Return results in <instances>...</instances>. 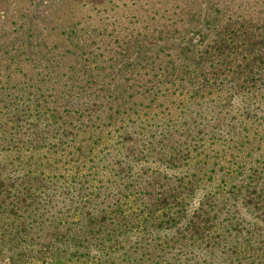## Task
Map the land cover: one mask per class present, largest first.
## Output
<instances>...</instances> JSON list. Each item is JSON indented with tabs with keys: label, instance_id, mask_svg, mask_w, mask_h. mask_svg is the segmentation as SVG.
I'll use <instances>...</instances> for the list:
<instances>
[{
	"label": "rangeland",
	"instance_id": "obj_1",
	"mask_svg": "<svg viewBox=\"0 0 264 264\" xmlns=\"http://www.w3.org/2000/svg\"><path fill=\"white\" fill-rule=\"evenodd\" d=\"M84 1L86 0H33L32 12L35 18L54 23L61 16L64 19H79L90 25L87 28L90 31L89 38L81 37L85 42L79 40V43L87 45L86 52L93 58H85L78 66L63 70L67 81L63 77L60 80H51L49 76L43 79L49 70L42 67L25 70L15 64L19 57L25 60L30 54H34L30 29L32 19L27 16L19 20L17 11L11 13L6 8H0V24L8 26L7 30L0 31V155L7 158H0V211L3 204L15 200V196L20 193L33 196L39 194L43 207L46 202L60 199L61 194H66L67 186L70 190L80 189L79 193H84L85 197H101L97 192L109 185L110 179L114 178L106 159L116 150V141L121 137L126 147L123 151L128 149L139 156L140 164L143 165L139 170V181L146 183L148 175H154L156 169L163 167L142 157V152L152 147L149 142L156 148L155 153L159 152L154 141L160 139V125L169 118L176 119L179 108L187 100H196L198 97V94L195 97L193 92H187L189 83L183 82L178 73L173 78L166 75L169 70H176L178 67L183 69L181 66L186 62L183 59L189 57V49L186 47L178 50L170 45L163 49H153L143 42L145 33L157 41L163 40L164 34H182L187 25L191 24L190 21L194 20V15L187 6L189 0H91L86 9L77 5V2L81 5ZM262 2L253 13L246 16H243L241 8H237L240 5H236L233 18L239 26H233L229 21L230 17L226 15L227 24L224 23L225 26L220 28L225 43H217L218 35L214 33L195 51L198 68L207 70L210 82L214 83L211 85L212 94L204 89L201 91L200 99H203L204 107L208 105L206 108L212 106L217 95L229 89L227 84H215L216 75H224L214 71L219 65L218 59L225 64L226 72L234 69L239 75L241 71L246 75L245 82L238 79L240 94L233 93L232 102L225 104V111L213 115H217L218 119L206 120V112L197 118L200 123L203 122L197 128L202 137L200 143L208 152L197 155L198 152L193 151L190 156L183 152L187 154V160L180 162L183 167L179 171L186 172L185 176L191 181L200 182L199 185H211L221 194H224V190L233 189L232 182H229L228 188L223 189L222 179L228 167L233 172L241 171L242 177L238 176L237 179L241 177L238 183H245L248 178L254 184L264 180V113L259 112V109H264V1ZM120 30V36H117L116 32ZM132 30L142 57L136 63L134 80H130L132 70L131 74L124 73L121 76L112 71L110 59L101 65L109 55L116 56L126 52L124 41L133 36L129 35ZM158 34L161 37H156ZM151 58L156 60L152 77L144 68L145 61ZM171 58L174 59L173 63H169ZM165 62H168V68L159 77L157 75ZM52 68L51 66V70ZM257 69L261 70L260 75ZM190 77L185 73L186 79ZM197 78L200 76L195 77L192 83L195 87H200L202 83ZM222 82L227 83L223 78ZM70 86L75 87L74 98L63 94L57 100L54 93L59 95L61 90H69ZM99 86L105 89L107 97L97 104H89L88 113L94 123H85L86 120L80 118L71 124L66 119L68 110L75 111L79 107L78 103L88 101L89 93ZM162 86L165 88L160 92L159 88ZM247 97L252 101L242 103ZM22 108L27 110L26 117L21 116ZM52 110L56 111L58 117L56 123L49 120L38 126L35 122L32 123L31 116L41 114L46 118ZM258 118L263 122L257 121ZM206 121L209 123L205 124ZM212 123L215 125L211 128ZM83 127L86 129H82ZM87 127H90L89 131ZM231 135L233 138L230 140ZM21 138L27 142H19ZM7 140L10 141L8 150L5 146ZM155 153L154 157H157L159 154ZM118 167L114 165L113 168ZM199 168L200 170H196ZM166 175L170 176V173ZM109 198L110 196L105 199V203ZM9 217L12 219L14 216ZM10 219L8 227L11 226ZM251 253L252 250L245 253L248 261L255 258L254 263L261 261L264 264V250L255 252L253 256H250ZM80 262L82 263L73 264H100L97 258ZM22 263L54 264L50 258L26 259ZM103 264L113 262L108 260Z\"/></svg>",
	"mask_w": 264,
	"mask_h": 264
},
{
	"label": "trees",
	"instance_id": "obj_2",
	"mask_svg": "<svg viewBox=\"0 0 264 264\" xmlns=\"http://www.w3.org/2000/svg\"><path fill=\"white\" fill-rule=\"evenodd\" d=\"M90 1L86 0L81 5L77 2V5L86 9ZM262 1L264 0H189L187 6L194 15V20L190 21L191 24L187 25L182 34H164L163 40L157 41L145 33L143 42L149 48L163 49L170 45L178 50L186 47L189 49V57L183 59L186 61L181 66L183 69L178 67L176 70H169L166 75L173 78L178 73L183 82L189 83L187 92H193L195 97L198 94L196 100H187L179 108L176 119L169 118L160 125V139L154 141L159 152L155 153L156 148L151 142L149 144L152 147L142 152V157L155 165L157 162L163 169H156L154 175L146 177V183H141L139 170L143 165L140 164V158L131 150L123 151L126 147L121 137L116 141V150L106 159L114 178L110 179L109 185L97 192L101 197H85L84 193H79L80 189L70 190L67 186L66 194H61L60 199L46 202L42 207L39 194L16 195L15 200L3 204L0 211V264H23L26 259L40 258H50L54 264L82 263L80 260L90 258L99 259L100 264L108 260L113 264H263L261 261L254 263L255 258L248 261L245 253L252 250L250 256H253L255 252L264 250V180L254 184L248 178L245 183H238L242 177L241 171L233 172L228 167L222 179L224 188H221H228L229 182H232L233 189L224 190V194H221L211 185H199L200 182L191 181L185 176L186 172L179 171L183 167L180 162L187 160V154L190 156L193 151L198 152L197 155L208 152L200 143L202 137L197 128L203 122L200 123L197 118L206 112V120L218 119L217 115H213L225 111V104L231 101L233 93L240 94L238 79L242 83L246 81L243 71L241 75L234 69L226 72L225 64L218 59L219 65L214 71L224 75H216L215 84H227L229 89L217 95L211 107H204L203 99H200L201 91L204 89L212 94L211 85L214 83L210 82L207 70L198 68L195 51L214 33L218 35L217 43H225L220 28L227 24L226 15L230 17L229 21L233 26L238 25L233 18L236 5H240L237 8H241L243 16H246L262 5ZM0 8H6L11 13L17 11L19 20L27 16L32 19L30 29L34 54H30L25 60L18 58L15 64L22 69L42 67L49 70L43 79L49 76L51 80H60L63 77L67 81L63 70L78 66L85 58H93L86 52L87 45L79 43V40L84 41L81 37L89 38V23L61 16L54 23L42 21L33 16V0H0ZM242 24L241 20L240 25ZM244 24L246 25V21ZM7 27L0 24V31L7 30ZM121 32L117 31V36ZM131 34L133 36L124 41L126 52L116 56L109 55L101 65L110 59L112 71L121 76L124 73L131 74L132 70L130 80H134L136 63L142 57L139 54V43L133 39L134 30L130 31L129 35ZM156 37H161V34ZM21 62L23 64H19ZM155 62L154 58L145 61L144 68L148 70L150 77L154 72ZM173 62L174 59L171 58L169 63ZM167 65L168 62H165L157 76L164 75ZM260 72L257 69L259 75ZM185 73L191 76L190 79L185 78ZM157 76L155 75L156 78ZM197 76H200L197 79L202 83L200 87H195L192 83ZM222 78L227 83L222 82ZM164 88L160 87L159 91H164ZM75 92V87L70 86L69 90H61L59 95L56 92L54 95L57 100L63 94L74 98ZM106 97L102 87L93 89L88 101L78 103L79 107L75 111L68 110L66 119L74 124L76 120L84 118L85 123L93 124L88 106L91 102L97 104L98 101H104ZM248 101L252 100L247 97L242 103ZM26 112L22 108L21 116L26 117ZM259 112L264 113V109H259ZM30 118L37 126L43 125L47 120L56 123L58 119L53 110L46 118L41 114ZM257 121L263 122L260 118ZM207 123L209 122L206 121L205 124ZM213 125L215 124L210 125L211 128ZM89 128L87 127L88 131ZM83 133L86 131L83 130ZM229 137L230 140L233 138L232 135ZM24 138L19 142L25 144L27 141ZM9 143V140L5 142L6 150ZM154 153L159 155L154 157ZM0 158L7 159L4 155H0ZM114 165L119 167L113 168ZM168 173L170 176L166 175ZM238 176H241L240 179H237ZM108 196L110 198L105 203ZM74 211L76 213L73 214ZM9 216L14 217L10 219ZM9 219L11 226L8 227Z\"/></svg>",
	"mask_w": 264,
	"mask_h": 264
}]
</instances>
